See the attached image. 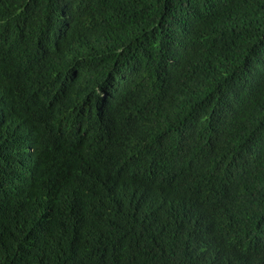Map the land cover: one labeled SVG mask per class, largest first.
Wrapping results in <instances>:
<instances>
[{"label": "trees", "instance_id": "trees-1", "mask_svg": "<svg viewBox=\"0 0 264 264\" xmlns=\"http://www.w3.org/2000/svg\"><path fill=\"white\" fill-rule=\"evenodd\" d=\"M0 264H264V0H0Z\"/></svg>", "mask_w": 264, "mask_h": 264}]
</instances>
